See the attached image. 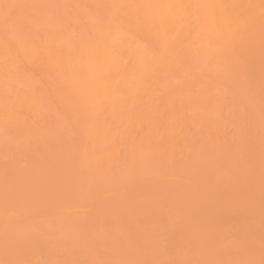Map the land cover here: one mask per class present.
Returning a JSON list of instances; mask_svg holds the SVG:
<instances>
[{
    "label": "bare ground",
    "instance_id": "obj_1",
    "mask_svg": "<svg viewBox=\"0 0 264 264\" xmlns=\"http://www.w3.org/2000/svg\"><path fill=\"white\" fill-rule=\"evenodd\" d=\"M0 264H264V0H0Z\"/></svg>",
    "mask_w": 264,
    "mask_h": 264
}]
</instances>
